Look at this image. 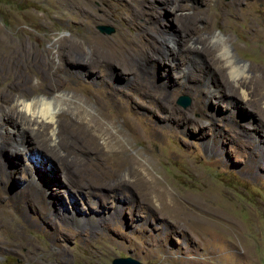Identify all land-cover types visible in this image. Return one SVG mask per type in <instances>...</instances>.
I'll use <instances>...</instances> for the list:
<instances>
[{
    "label": "rangeland",
    "instance_id": "374dc122",
    "mask_svg": "<svg viewBox=\"0 0 264 264\" xmlns=\"http://www.w3.org/2000/svg\"><path fill=\"white\" fill-rule=\"evenodd\" d=\"M74 1L0 0V264H264V0ZM170 24L183 50L145 55ZM209 33L248 65L245 100L189 48ZM37 96L60 99L57 149L3 118Z\"/></svg>",
    "mask_w": 264,
    "mask_h": 264
},
{
    "label": "bare ground",
    "instance_id": "6f19581e",
    "mask_svg": "<svg viewBox=\"0 0 264 264\" xmlns=\"http://www.w3.org/2000/svg\"><path fill=\"white\" fill-rule=\"evenodd\" d=\"M163 1L170 2L173 0H163ZM74 2L79 5V8L81 11L91 15L90 6L88 3H86V1L75 0ZM237 3H240V1H237V0L228 1L226 3L228 8L220 9L219 11L220 15L224 16L226 13V10L230 8L232 10V8H234ZM145 4H146L145 0H141L140 7L144 6ZM140 7L135 11L136 14L139 12ZM233 14L236 15L235 12ZM176 24L180 27L183 26L181 22H178V21L176 22ZM177 25L174 26L170 24L169 28L165 29L166 31H168L169 34L172 35L171 43H173V46H171V48L168 49V51H164L162 49L156 48V50L152 51L151 53L149 52V50L146 49L145 55H148V57L150 56V58H158L159 57L158 53H161V54L167 55L168 58L170 59H173L174 57H176L179 54V52L183 50V47H185L186 42L190 39L189 33L185 31V28L182 29L185 32L184 36H181V33L179 32ZM256 33H259V30L258 31L256 30ZM87 40L89 41V39ZM198 42L203 44L204 46L203 47L201 46V48H198L196 45H191L189 47L191 48V51H200V52L202 51L205 54L208 61L214 65V68L218 72L217 74H219V76L223 78V81L225 82L224 89L229 92L239 90L240 97L243 100H245L248 95L246 87L249 81L251 80V79L249 81L246 80L247 75H248L247 74L248 65L234 57L231 51V48L228 45L226 39H224L222 36L218 34L209 33V37L207 36L206 38L200 36L198 37ZM74 52L75 53L78 52L76 51V48H74ZM75 56L77 58L81 55L76 54ZM79 62L80 61L76 60V63L80 64L78 66V70L69 73L67 75L68 77L74 78V79H80L82 75L81 71L83 69H86L87 65L90 64L89 61H85V60L84 62H80V63ZM110 65H112V67L114 68L120 69V71H123V72H126L125 68L128 69V66L121 62H110ZM210 66L212 65L210 64ZM88 69H90V67L86 69V74H89V71H87ZM225 71L228 77L234 81L233 82L234 84L224 79ZM127 77L130 78L129 76H126V78ZM230 95L234 97L237 96V95H234L233 93H230ZM256 97H257L256 98L257 104L261 105V102L264 99V88L262 86H259L258 94ZM59 102H60V99L58 98V96H53L52 98H48L45 96H41V97L37 96V97H32L29 100L14 99L12 102L11 110L5 112L6 115H4L5 117L3 118L10 121L16 127V131H18V137L23 136V137H26V138L28 137L34 140L38 138V136H41V138H43L42 139L43 142L45 141L47 144H49V146H51L49 148L53 147L54 149H57L56 147L58 146V143H56L55 140L59 135L57 131V128L59 126L58 124L59 114L57 112L59 109L56 110V106L59 104ZM19 116L21 117V120L17 119ZM93 118L96 120L95 116H93ZM22 120L26 121V125L21 122ZM27 139H26V143L29 142L27 141ZM22 141H23L22 138H18L15 140V143H14V145H17V146L19 145V147L21 145L23 147V149H17V151L19 152H24L26 150L25 144L22 143ZM49 148L48 150H50ZM1 169L3 170L2 167ZM154 192L156 194L155 197H157L162 203L164 202L168 209H171L174 207L177 208V204L174 203V201H171L169 199V197L171 198V196L166 191L156 190ZM111 215L114 216V214H111ZM0 226H1L0 230L2 231L1 233L10 232V229L8 230L5 226L3 227L2 225ZM14 243H15L14 240H12L10 243L7 244L6 247L11 248L10 246L14 245Z\"/></svg>",
    "mask_w": 264,
    "mask_h": 264
},
{
    "label": "water",
    "instance_id": "95a60500",
    "mask_svg": "<svg viewBox=\"0 0 264 264\" xmlns=\"http://www.w3.org/2000/svg\"><path fill=\"white\" fill-rule=\"evenodd\" d=\"M96 29L100 33H104V34H110L113 32V28L111 26H107L104 24L97 25ZM176 102L182 106H185L188 103V99L186 98V96H179L177 98ZM111 264H145V263H141L134 258L126 256V257H114V258H112Z\"/></svg>",
    "mask_w": 264,
    "mask_h": 264
}]
</instances>
